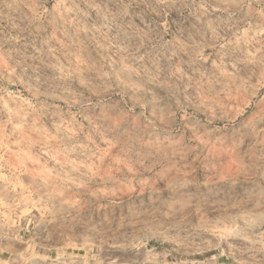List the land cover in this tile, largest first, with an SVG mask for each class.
Masks as SVG:
<instances>
[{"label":"rangeland","instance_id":"374dc122","mask_svg":"<svg viewBox=\"0 0 264 264\" xmlns=\"http://www.w3.org/2000/svg\"><path fill=\"white\" fill-rule=\"evenodd\" d=\"M0 264H264V0H0Z\"/></svg>","mask_w":264,"mask_h":264},{"label":"bare ground","instance_id":"6f19581e","mask_svg":"<svg viewBox=\"0 0 264 264\" xmlns=\"http://www.w3.org/2000/svg\"><path fill=\"white\" fill-rule=\"evenodd\" d=\"M235 116V115H234ZM233 117V116H232ZM251 123V122H250ZM255 123V122H254ZM251 129V128H250Z\"/></svg>","mask_w":264,"mask_h":264}]
</instances>
